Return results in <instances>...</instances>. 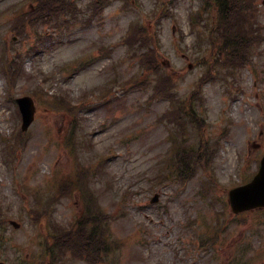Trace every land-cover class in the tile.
Returning <instances> with one entry per match:
<instances>
[{"label": "rangeland", "instance_id": "374dc122", "mask_svg": "<svg viewBox=\"0 0 264 264\" xmlns=\"http://www.w3.org/2000/svg\"><path fill=\"white\" fill-rule=\"evenodd\" d=\"M170 1L176 19L167 17L161 21L158 61L162 64L163 74L168 72L177 79V95L182 97L190 92L203 72L191 55L195 34L189 22L199 1ZM257 1L260 4L259 21L264 24V0ZM17 2H22L26 10L30 7L26 0H0V57L8 41L12 43V57L24 56V71L13 91L18 95L26 94L48 77L49 80L44 82L48 90L55 87L75 101L86 95L94 98L93 108H85L82 113L85 130L91 134L96 150L113 155L107 172L94 181V187L105 209L117 216L112 223L114 235L125 242L113 264H212L207 257L199 259V252L195 254L191 242L201 240L198 236L210 234L207 225L213 221L216 212L222 210L228 190L257 169L264 153V44L260 48L262 52L254 58V65L241 71L237 84L242 92L237 98L230 99L227 84L215 82L205 86L201 106L202 111L207 110L209 127L206 133L211 138L220 135L224 139L218 143L211 165L222 185L204 191L206 193L201 196V189L209 177L202 171L185 186L176 182L153 185L157 165L166 152L171 150V156L176 155L168 141L175 131L158 121L160 114L169 107V100L150 103L151 88L129 92L118 89L120 82L138 72V61L132 58L121 39L126 36L131 21L144 14L141 8L134 6L127 11L122 2H114L89 23V0H78L83 11L76 20L70 19L73 21L64 23L62 28L43 22L31 28L30 37L24 38L9 29L13 12L1 13ZM139 2L144 12L157 4L156 0ZM214 12L212 10V15ZM54 20L52 17L51 22ZM37 32L44 37L39 39ZM35 44H39V51ZM105 46L114 47L111 57L83 68L72 77L59 67L76 56L100 53ZM25 52H31V56ZM18 61L22 64V59ZM3 65L0 62V138L11 135L18 124L14 117L17 107L6 99L9 85ZM107 86L114 90L98 99L96 92L100 93ZM229 120L231 122L227 123ZM68 126L69 116L57 115L48 109L38 112L37 109L35 121L27 132L29 142L25 149L17 152L13 165H7L3 159L0 142V203L10 207L9 215L23 211L22 220L27 222L26 210L31 207L33 196H24L21 192L39 190L43 194L47 188L32 185L30 181L47 182L57 171L73 170L74 160L57 145L59 131L62 133ZM255 143L260 145L256 147ZM17 176L20 177L17 185L21 192L15 189ZM155 193H159L160 198L157 203H152ZM124 195L127 196L125 201L122 200ZM80 206L82 203L77 197L64 199L56 208L57 221L68 225L79 215ZM253 217L251 224L243 227L233 221L235 217L230 218L223 246H217L216 264L239 258L243 245L253 249L250 260L246 263L241 259L240 264H261L264 260V209ZM235 221L240 224L239 219ZM24 222L20 230H13L9 225L6 232L10 244L21 247L22 251L18 253L23 257L34 251L43 232L40 226L32 229L30 223ZM74 264L87 263L75 261Z\"/></svg>", "mask_w": 264, "mask_h": 264}, {"label": "trees", "instance_id": "16d2710c", "mask_svg": "<svg viewBox=\"0 0 264 264\" xmlns=\"http://www.w3.org/2000/svg\"><path fill=\"white\" fill-rule=\"evenodd\" d=\"M38 1V6L36 9V12L32 14V17L30 19L31 22L35 23L39 21V17H42L44 14H49L52 10L59 9L64 10L66 6V0H36ZM126 2L131 3V0H125ZM239 0H221V5L219 7V10L222 11L223 19L217 18L216 24H217V32L216 36H212V40L214 41V51L218 54L220 57H225L224 61L230 60L229 64H232V66L237 67L241 66L243 63V59L248 58V51L245 48V40L240 32V27L242 29H245L243 22L239 20V18L235 17L233 15V12L229 10V8H234L235 6L239 8L237 3ZM231 15V16H230ZM132 33H134L133 38H130L132 42L135 41L137 43L139 40H141V43L146 46L147 51L146 53H143L140 55V61L142 59L143 66L147 67L148 69H153L154 74L160 73L161 64L158 61V47H157V39L153 34H149L147 32V28L145 26H138L136 27ZM219 42L218 45H216V42ZM228 45V46H227ZM237 62V63H236ZM235 63V64H233ZM161 85L167 83V80L165 78H161ZM167 87V86H166ZM64 97V96H63ZM66 98V97H65ZM67 99V98H66ZM52 107L54 108H65L69 112L76 115L77 108L73 106L72 102L67 99L64 100L60 97L54 98L51 102ZM73 140V139H72ZM189 156L186 154L182 155V159L184 161V165L186 168H191L193 164L195 163L194 160L189 159ZM80 184L81 182L79 180L73 179L71 181H68L65 183L66 186H70L71 184ZM88 195H90L88 193ZM90 201L85 200V205L88 207V210L86 215H88L87 221L83 224L77 227L75 231H72L70 233H61L59 236L56 237V249H58V243L60 244V249H70L74 253L79 254L81 256H85V253L88 255L90 259H93L92 261H97L99 258H97L96 254H98V249L102 247V243H99V234H98V225L95 223H99V219L95 218V222H92L91 218L89 217V214L91 211L98 207V202L95 197H92ZM94 205V209L91 210V204ZM88 229L92 232V234L87 233ZM85 248V252L83 250Z\"/></svg>", "mask_w": 264, "mask_h": 264}, {"label": "water", "instance_id": "95a60500", "mask_svg": "<svg viewBox=\"0 0 264 264\" xmlns=\"http://www.w3.org/2000/svg\"><path fill=\"white\" fill-rule=\"evenodd\" d=\"M24 112L25 125L33 119L34 107L31 99L20 100ZM232 202L236 210H240L243 206L247 207L264 205V159L260 173L255 180L244 187L232 191Z\"/></svg>", "mask_w": 264, "mask_h": 264}]
</instances>
